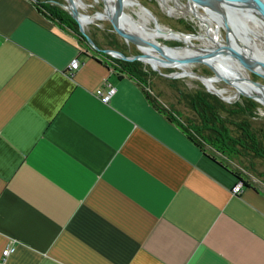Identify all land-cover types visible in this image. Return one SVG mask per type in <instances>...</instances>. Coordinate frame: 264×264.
<instances>
[{
    "label": "crops",
    "instance_id": "obj_1",
    "mask_svg": "<svg viewBox=\"0 0 264 264\" xmlns=\"http://www.w3.org/2000/svg\"><path fill=\"white\" fill-rule=\"evenodd\" d=\"M92 49L33 0H0V264H264V188L233 192Z\"/></svg>",
    "mask_w": 264,
    "mask_h": 264
},
{
    "label": "bare ground",
    "instance_id": "obj_2",
    "mask_svg": "<svg viewBox=\"0 0 264 264\" xmlns=\"http://www.w3.org/2000/svg\"><path fill=\"white\" fill-rule=\"evenodd\" d=\"M75 1V5L78 9L85 6L83 0H74V3ZM193 1L199 2L197 0ZM159 2L161 6L165 8L169 13H174L178 10H184V4L180 0H174V2H169V0H159ZM207 2L208 1L200 2V4H202V6L206 9L207 14H198L197 7L191 9L193 14H195V16L197 17L198 21H200L199 24L202 27V30L198 33L182 31L177 32L171 30L167 26L162 25L161 23H158L157 19L149 12V10L143 7L142 4L137 0H104V9L102 11L83 13L79 10L78 18L82 25H85L86 23L98 17L112 19L119 27V29L125 34L129 35V37H136L135 40L131 38L129 39L134 41L140 49L147 52V55L143 56L144 61L151 63L153 67L157 69H160V67L162 66H175L178 69L173 73H179L177 75L188 74L196 77V71L191 69V66L189 67L191 61L184 60L183 58L195 53L203 55L211 48L218 46L216 42L218 44L223 43L222 39L220 40L216 38L215 25L225 26L226 21L229 22L228 31L230 36L232 37V41L230 42L231 44L235 45L242 51L247 50V53H254L264 58V53L262 55L260 50L257 49L253 38L245 29H248V31H250L255 37L261 38L262 40H264V34L260 31L257 24L255 25L253 30L246 21H243L244 18H250L256 19L259 23L264 22L261 16L256 12L253 4H249L245 1L241 2L239 0H231V3L229 4L230 6H233V4H238L239 6H242L244 8L247 7L248 9H243L242 11L239 8L240 12H244L242 13L244 16L239 21L237 20L238 17L236 19V15L232 14L231 11L228 10L227 5L218 4L213 1H209L210 3ZM211 2L218 10L212 6L213 4H211ZM126 4L134 6L133 12L136 13V18L131 14V12L124 9V6ZM247 11L249 13H247ZM250 12L256 14L257 18L252 16V13ZM242 26H245L244 30L241 28ZM235 31L238 35L236 36V38ZM167 38L181 40L187 45V48L170 46L160 41V39ZM195 38L202 40V47L191 44L193 39ZM241 40L243 43L242 46L246 47L244 50L240 43ZM152 42H156L157 44H159V48L153 45ZM163 54L170 55L171 59H163ZM227 54L233 57V59H236L233 55L223 50H220L217 54L204 55L203 59L210 62L211 65L216 69V73L214 72V74L211 75H204L199 73L207 87L213 91H217L229 100L232 95L231 93L227 94L225 92L226 87H218L215 84V81H217L216 79L219 80L221 74L227 75L231 79L230 85L235 87V92H244L254 95L259 99H264V84L263 86H260L250 81L248 72L243 68V66H246L237 59L233 60L229 58ZM248 61L252 66H255L261 70L263 69L261 64L255 62V58H248Z\"/></svg>",
    "mask_w": 264,
    "mask_h": 264
},
{
    "label": "trees",
    "instance_id": "obj_3",
    "mask_svg": "<svg viewBox=\"0 0 264 264\" xmlns=\"http://www.w3.org/2000/svg\"><path fill=\"white\" fill-rule=\"evenodd\" d=\"M37 9L45 16L68 27L76 34L80 42L88 43L79 32L76 20L72 14L63 8L58 0H33ZM96 42V39L91 36ZM110 47L120 49L117 43L108 42ZM113 67L119 70V76L124 72L140 85L149 101L167 119L174 121L198 149L228 168L242 183H255L264 188V178L261 183L250 178L245 169L247 166L233 157H257L264 162V123L256 124L255 119L262 116L258 107L262 106L251 96L241 95L239 99L227 103L216 93L204 88L200 83L195 88L175 89L177 102H182L191 110V118L182 116L173 105L162 102L159 95L150 87L148 73L142 62L137 59L112 57ZM174 82L175 79L171 78Z\"/></svg>",
    "mask_w": 264,
    "mask_h": 264
},
{
    "label": "rangeland",
    "instance_id": "obj_4",
    "mask_svg": "<svg viewBox=\"0 0 264 264\" xmlns=\"http://www.w3.org/2000/svg\"><path fill=\"white\" fill-rule=\"evenodd\" d=\"M62 2H65V0H59ZM85 6L79 8L80 11L83 13H92L95 11H102L104 9V0H83ZM142 5L148 8L149 12L157 19L158 23H161L164 26L170 27L172 29H179L180 31H190V32H200L202 30V27L200 26L197 17L192 12V8L197 7L198 14L204 15L207 14L206 9L200 4V2H194L193 0H180L184 6L183 11H176L174 13H169L165 8H163L159 2V0H137ZM174 2V0H171ZM169 0V2H171ZM176 2V1H175ZM199 3V4H198ZM76 4V1H75ZM251 4V3H249ZM61 5V4H60ZM189 5V6H188ZM66 10H69L67 6L61 5ZM200 6V7H198ZM190 8V9H189ZM124 9L126 11L131 12V14L136 18V13L133 12L134 6H131L129 4H126L124 6ZM71 13V12H70ZM179 13V14H178ZM252 15V14H251ZM253 16V15H252ZM75 19V18H74ZM76 20V19H75ZM243 21H246L254 30L255 25L257 24L259 26L260 31L264 34V25L260 24L256 19H250V18H244ZM261 21V20H260ZM77 22V20H76ZM263 22V21H262ZM264 23V22H263ZM78 24V23H77ZM85 31L90 35L93 36L96 39V44L99 47H105L109 46L108 42H115L119 45L120 50H122L126 54H133L140 51V48L137 46V44L128 38V40L124 39L122 35H120L113 27L112 22L109 18H95L94 20L86 23L83 25ZM216 28V38L218 39H224V26L223 25H215ZM249 35L253 38L255 42V46L257 47L260 52L264 53V40L261 38L255 37L251 32ZM230 34L228 31V38L227 41L230 42ZM160 41L164 44H170L175 45L179 43H183L181 48H187V45L178 39L173 38H167V39H160ZM225 41V40H224ZM202 40L195 38L192 41V45H197L199 47H202ZM83 44H87L90 49L93 48L96 50V48L92 47L90 44L83 42ZM216 44L219 46V44L216 42ZM86 45V46H87ZM181 46V45H180ZM99 50V49H98ZM110 54V53H107ZM112 57H119L113 54H110ZM165 56H169L167 54H163V59ZM138 59V58H137ZM144 68L146 70H149L148 73V79L149 84L153 92L159 95L162 102H165L166 104L173 105L180 113H182V116L191 118V110H189L187 107L184 106V104L180 101L177 102L175 98V89L173 86H176L178 88H195L200 84L206 88V86L203 84V82L195 77L188 74H180V75H165L162 73L169 72L172 70H177L178 68L175 66H162L159 70L157 68H154L149 62L144 61L143 59H139ZM191 66V67H190ZM189 67L197 72L200 73H206V74H214V70L204 61L201 60H194L191 61ZM214 68V67H213ZM244 68V67H243ZM215 69V68H214ZM246 69V68H244ZM216 70V69H215ZM264 70V68L262 69ZM248 72L249 78H254L257 80H260L261 82H264V76L253 72L249 68L246 70ZM171 78H174L175 81L172 82ZM215 84L218 87H226L225 92L227 94L231 93L232 97L229 100H225L227 103L233 102L236 99H239L241 95L244 96H250L248 94H245L243 92H235V87L230 85L229 81L224 80L223 78H220L219 80L216 79ZM264 84V83H263ZM207 89V88H206ZM223 99V98H222ZM260 102V101H259ZM262 106H259L257 109L260 114H263L262 116L255 119L256 124L264 123V105L260 102ZM241 161L243 164L247 166L245 171L250 176V178L254 179L255 181L258 180V183H261V178H264V162L257 158V157H233V161ZM260 180H259V179Z\"/></svg>",
    "mask_w": 264,
    "mask_h": 264
},
{
    "label": "water",
    "instance_id": "obj_5",
    "mask_svg": "<svg viewBox=\"0 0 264 264\" xmlns=\"http://www.w3.org/2000/svg\"><path fill=\"white\" fill-rule=\"evenodd\" d=\"M197 1H199V2H203V1L206 2V1H208L207 3H210L209 1H213V2L218 3V4H225V5H227V4L229 5L231 3V0H197ZM245 1H248L249 3H251V4L254 5L256 12L261 16L262 20L264 21V0H245ZM58 2L61 5L67 6L69 8L72 16L77 20V23H78L77 25H78V28H79V32L84 36V38L87 40L88 44H90L92 47H94L96 49H99V50H102L104 52H107V53H110V54L119 56L121 58H125V59H133V58L143 59V56L144 55H147V52H145L142 49H140L139 52H136V53H133V54H130L129 55V54H126L122 50H120L118 48H115V47H110V46L99 47L95 43V41L93 40V38L85 31L83 25L80 23L79 18H78L79 9L75 5L74 0H65V2H62V1H59L58 0ZM211 4H213V3L211 2ZM142 6L145 7L144 5H142ZM212 6H214V4ZM145 8H147V7H145ZM110 20L112 22V25H113L114 29L120 35H122L124 37V39L128 40V38H131V39L135 40L136 37H134V36L129 37V35L125 34L123 31H121L119 29V27L115 24V22L112 19H110ZM228 29H229V22L226 21V24L224 26V30H225L224 40L225 41L223 43L219 44V46H215V47L211 48L210 50H208L207 52H205V54H203V55L198 54V53H195V54L186 56L183 59L184 60H188V61H194V60L204 61L216 73V70L213 68V66L211 65V63L208 62V61H205L203 59V57H204V55L217 54L220 50H223V51H227L228 53H230L231 55H233L238 61H240L242 64H244L247 68H249L253 72H256V73L264 76V70H261V69H258L255 66H252L249 63V61H248V58H255V62H258L264 68V58L261 57V56H259V55H257V54H254V53L244 52L241 49H239L238 47H236L235 45H233L230 42H228L227 41V38H228ZM171 30H173V29H171ZM177 31H179V29H177ZM152 43H153V45H155L156 47L159 48V44H157L156 42H152ZM165 58L171 59V57H169V56H165ZM175 71L176 70H172V71H169V72L162 71V73L165 74V75H172V76L179 74V73H173ZM195 75H196L197 78H199L203 82V84L206 86V88L209 91L216 93L218 96H220L221 98H223L225 100H228L223 95H221L220 93H218L217 91H213V90L209 89L207 87V85L204 83V81L202 80L201 76L199 75V72L196 71L195 72ZM220 78H223L224 80L229 81V82L231 80L230 77H228L227 75H222V74L220 75ZM249 80L252 81V82H254L257 85H260V86H263V83H264V82H261L260 80H257V79L251 78V77L249 78ZM245 94H248V93H245ZM248 95H250L251 97H253L256 100L260 101L264 105V99H259L256 96L251 95V94H248Z\"/></svg>",
    "mask_w": 264,
    "mask_h": 264
},
{
    "label": "built area",
    "instance_id": "obj_6",
    "mask_svg": "<svg viewBox=\"0 0 264 264\" xmlns=\"http://www.w3.org/2000/svg\"><path fill=\"white\" fill-rule=\"evenodd\" d=\"M79 65V59L77 56H73L68 63L69 71L71 72L74 68H77ZM116 86L115 84L109 79L107 75L102 76L100 83L95 88V94L104 102L110 100L112 94L115 92ZM242 181L237 180L232 185V191L236 192L241 190L242 188ZM14 244H8L2 248L1 253L2 255H6L11 250H13Z\"/></svg>",
    "mask_w": 264,
    "mask_h": 264
},
{
    "label": "flooded vegetation",
    "instance_id": "obj_7",
    "mask_svg": "<svg viewBox=\"0 0 264 264\" xmlns=\"http://www.w3.org/2000/svg\"><path fill=\"white\" fill-rule=\"evenodd\" d=\"M239 1H241V2H243V1H245V0H239ZM245 2H247V3H249L248 1H245ZM199 4V3H198ZM198 7H200V6H198ZM214 7V6H213ZM227 7H228V10L229 11H231V13L232 14H234V15H236V19H237V17H238V19L237 20H241V18L244 16L242 13H244V12H240V10H239V8L243 11V9H247V7L246 8H244V7H242V6H239L238 4H233V6H230V5H228L227 4ZM215 8V7H214ZM215 9H217V8H215ZM218 10V9H217ZM248 10V9H247ZM247 13H249L248 11H247ZM250 13H252V15L254 16V17H256L257 18V16H256V14H254L253 12H250ZM252 18V17H251ZM235 19V20H236ZM260 24H263V23H261L260 22ZM264 25V24H263ZM245 27V26H244ZM244 27L242 26L241 28L244 30ZM170 28V27H169ZM170 29H172V28H170ZM248 33H250V31H248V29H245ZM173 31H177L176 29L174 30L173 29ZM177 32H180V30L179 31H177ZM182 32H185V31H182ZM187 32H190V31H187ZM236 32V31H235ZM191 33H196V32H191ZM236 36H238L237 35V32H236V35H235V38H236ZM241 38V37H240ZM232 41V37H230V42ZM222 42H224V39L222 40ZM234 42H235V40H234ZM241 46L243 45V43H242V40H241ZM87 45V44H86ZM167 45H170V44H167ZM181 45V46H180ZM182 45H183V43L181 44V43H179V44H175V45H170V46H177V47H182ZM88 46V45H87ZM89 47V46H88ZM242 48H243V50L246 48L245 46H242ZM92 49V48H91ZM93 50V49H92ZM96 50H98V49H96ZM245 52H248L247 50H244ZM227 56H229V58H231V59H233V57H231L230 55H228L227 54ZM233 60H236V59H233ZM244 67V66H243ZM161 68V67H160ZM244 68H246V67H244ZM246 70H247V68H246ZM200 73V72H199ZM201 74H204V75H211V74H213V73H211V74H206V73H201Z\"/></svg>",
    "mask_w": 264,
    "mask_h": 264
}]
</instances>
